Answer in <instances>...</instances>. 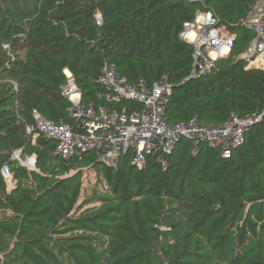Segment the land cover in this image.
Listing matches in <instances>:
<instances>
[{"label": "trees", "instance_id": "1", "mask_svg": "<svg viewBox=\"0 0 264 264\" xmlns=\"http://www.w3.org/2000/svg\"><path fill=\"white\" fill-rule=\"evenodd\" d=\"M258 1L0 0V264H264V67L242 57ZM200 13L232 47L191 78L194 49L180 34ZM105 67L135 89L166 84L168 126L260 119L228 159L180 139L141 168L132 150L109 167L95 150L62 157L55 140L27 134L34 111L84 134L62 95L64 71L80 108L142 112L99 82Z\"/></svg>", "mask_w": 264, "mask_h": 264}, {"label": "built area", "instance_id": "2", "mask_svg": "<svg viewBox=\"0 0 264 264\" xmlns=\"http://www.w3.org/2000/svg\"><path fill=\"white\" fill-rule=\"evenodd\" d=\"M264 0H259L248 19L247 27L254 29L255 38L244 53L246 59L264 54ZM99 21V17H97ZM98 24V23H97ZM217 21L211 13H202L193 22L185 23L180 38L194 48L193 72L191 78L206 74L217 58L229 52L232 38L227 37L223 29L216 27ZM67 84L62 95L72 104L71 115L83 119L84 134L76 135L64 125L55 126L47 122L34 111V127L26 129L27 134L34 130L57 142V154L68 157L77 151L95 150L97 160L113 167L116 158L128 150L133 151L132 165L141 168L144 155L151 152L168 154L173 144L180 139L189 140L196 149L198 143L205 142L211 147L221 149V157L228 159L234 149L244 141L245 131L260 118L241 120L232 116L226 123L217 127H204L194 120L168 126L163 120V110L170 90L167 85H154L149 89L143 85L139 89L128 86L120 79L112 67H105L99 82L112 90L114 100L128 99L143 104L142 112L118 114L116 112L96 111L93 107H79L80 94L72 76L64 72ZM20 151L13 153V158L23 166H34L33 158L19 160ZM160 162H163L160 158ZM1 175L7 185H11L8 169L4 167Z\"/></svg>", "mask_w": 264, "mask_h": 264}, {"label": "crops", "instance_id": "3", "mask_svg": "<svg viewBox=\"0 0 264 264\" xmlns=\"http://www.w3.org/2000/svg\"><path fill=\"white\" fill-rule=\"evenodd\" d=\"M259 60H260L259 57L256 58L253 62L250 63V66H253V67H264V64L262 62H260ZM255 62L257 63V65H256ZM64 72L69 73L68 71H64Z\"/></svg>", "mask_w": 264, "mask_h": 264}, {"label": "clouds", "instance_id": "4", "mask_svg": "<svg viewBox=\"0 0 264 264\" xmlns=\"http://www.w3.org/2000/svg\"><path fill=\"white\" fill-rule=\"evenodd\" d=\"M200 14H202V13H200ZM197 15H199V14H197ZM197 15H196V16H197ZM193 21H194V20H193ZM221 29H222V28H221ZM223 32H224V30H223ZM226 35H227V34H226ZM227 37H229V36L227 35ZM191 46H192V45H191ZM192 47H193V46H192ZM193 49H194V48H193ZM230 50H231V49H230ZM230 50H229V51H230ZM228 53H229V52H227V53H223V56L217 58V59L215 60V62H216L217 60L221 59V58H225V57L228 55ZM243 55H244V54H243ZM243 55H242V57H243L244 59H246ZM256 58H257V57H254V58H251V59H254V60H255ZM247 60H250V59H247ZM254 60H253V61H254ZM215 62H214V63H215Z\"/></svg>", "mask_w": 264, "mask_h": 264}, {"label": "rangeland", "instance_id": "5", "mask_svg": "<svg viewBox=\"0 0 264 264\" xmlns=\"http://www.w3.org/2000/svg\"><path fill=\"white\" fill-rule=\"evenodd\" d=\"M260 58V62H262L263 64H264V54H261V55H259V56H257V58ZM256 63V62H255ZM256 65H257V63H256ZM28 169H32L31 167H27ZM90 178H91V183L93 182V177L92 176H90ZM84 185H86V181L84 182Z\"/></svg>", "mask_w": 264, "mask_h": 264}]
</instances>
